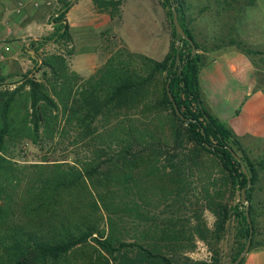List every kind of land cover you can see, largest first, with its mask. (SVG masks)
Here are the masks:
<instances>
[{"label": "trees", "instance_id": "obj_1", "mask_svg": "<svg viewBox=\"0 0 264 264\" xmlns=\"http://www.w3.org/2000/svg\"><path fill=\"white\" fill-rule=\"evenodd\" d=\"M93 2L99 12L116 13L122 0ZM161 2L174 39L163 61L122 49L85 79L70 69L66 55L53 54L41 60L49 72L42 80L26 76L14 87H0V264H178L170 257L181 256L184 264H220L214 248L232 217L245 240L236 261L250 233L241 204L248 182L242 165L251 179L250 251L255 246L253 192L263 166L234 158L233 152L246 154V137L205 108L201 46L183 22L181 0ZM173 2L195 55L176 34ZM71 6L53 20L50 42L61 31L70 40L65 17ZM237 45L249 57L259 54ZM26 143L41 151L68 143L76 152L71 159L19 161L11 152ZM197 242L210 247V261L188 257Z\"/></svg>", "mask_w": 264, "mask_h": 264}, {"label": "crops", "instance_id": "obj_2", "mask_svg": "<svg viewBox=\"0 0 264 264\" xmlns=\"http://www.w3.org/2000/svg\"><path fill=\"white\" fill-rule=\"evenodd\" d=\"M74 1L65 17L72 38L87 42L92 31L99 40L102 36L106 38L108 33L111 34L108 42L112 41L116 49L123 48L156 61H163L170 52L173 33L161 0H122L118 12L113 15L106 10L99 12L93 0ZM56 2L58 4L60 0H0L2 76L7 75L3 62L8 56L6 49L10 50V45L5 42L18 33L14 23L23 24L19 28L21 34L41 35L42 12L46 13ZM185 2L181 0L183 22L200 44L204 55L199 91L205 108L238 137H248L264 144V69L259 68L254 59L239 50L236 44L218 45L213 34L209 41L199 42L189 27L191 20L210 23L216 20H211V12H203L204 9L209 11L206 7L201 6L196 13L189 12ZM236 9L239 36L245 44L258 50L264 45V17L260 16V11L256 14V9L251 11L243 1ZM214 15L218 16L217 13ZM110 51L107 44L103 50L91 52L85 48L75 52L69 56L71 70L87 79L113 55ZM260 51L257 52L262 54ZM243 264H264V247L254 246Z\"/></svg>", "mask_w": 264, "mask_h": 264}, {"label": "rangeland", "instance_id": "obj_3", "mask_svg": "<svg viewBox=\"0 0 264 264\" xmlns=\"http://www.w3.org/2000/svg\"><path fill=\"white\" fill-rule=\"evenodd\" d=\"M186 5L189 7V12H198L199 8L202 6L206 7L209 11L203 10V12H211V20L215 22H205L206 20L194 21L191 20L189 27L192 29L196 38L199 42L206 39L209 41L211 35L217 38V44L221 46H226L232 41L235 43L242 42L241 37L238 32V25L236 20L238 18L236 3L238 0H184ZM240 4L243 3L249 5L252 9H256V14L260 11V16L264 17V0H254V4L250 5V0H239ZM74 0H60L57 4L54 3L48 11L42 12L41 17L44 20L40 24V30L43 32L41 35L28 36V34H21L19 28L21 23H14L15 29L17 30V35L13 36L14 38L8 40L10 45V50L8 51L7 60L4 61L3 65L5 66L4 71L7 75L2 76L3 70L0 72V87L2 89L14 87L22 82L26 76L29 78H36L38 80L43 79V73L48 72L47 69H41V60L46 59L49 55L53 54H62L66 55L69 67L70 66V55L75 52H80L82 49L88 48L89 51H96L102 49L108 44L109 49L111 48L112 54H115L117 51L122 50L123 48L116 49V46L111 42H108L111 34L107 33V37L99 40L96 37V34L92 31L90 33V40H81L80 38H72L70 34L69 39H62V31L57 34V41H49L52 34H54L55 25L53 20L58 16L60 11H64L65 4H72ZM201 7V8H202ZM110 11V10H108ZM115 14V11L111 10L110 14ZM193 13L191 15H193ZM218 14L216 17L214 14ZM16 19V18H15ZM169 19V17H168ZM257 20V19H256ZM170 23V19L168 20ZM193 22V23H192ZM261 26L263 23H260ZM256 26V24H251ZM23 26V24L21 25ZM170 28L172 29L171 23ZM250 32H253L250 28ZM78 37V36H77ZM54 40V38H53ZM216 43V42H215ZM236 44V46H238ZM258 49V48H257ZM261 50V51H260ZM257 51L262 52V54H255L252 56L255 64L264 69V45L259 47ZM49 73V72H48ZM242 148L245 150L246 154H243L239 151L238 155L240 158L247 156L252 162L260 164L263 166V170H260V178L257 185L254 188L253 198L255 202L254 210V219H255V228L256 235L254 237L255 246L264 247V144L258 141H254L248 137L241 140ZM57 150V152H55ZM76 152V147L69 146L68 143L65 146L49 149L46 147L44 151H41L38 147L34 146L31 143H26L23 148H18L17 150L12 151V156L19 161H28V162H37L42 160L44 157L48 159H63L67 157L71 159L74 157ZM228 199V196H227ZM240 200V197H237ZM194 202V199L190 197L187 200V203ZM187 205V209H189ZM245 207V206H244ZM165 208L162 207L160 210H156V213L164 211ZM245 210V209H244ZM190 212V209L188 210ZM187 211V212H188ZM183 214V213H182ZM209 226L213 225L214 217L208 211L204 214ZM239 221L236 217H232L228 222L226 231L223 239L219 244L214 248L219 255L221 261L220 264H233L232 261L236 251L239 248V243H244L245 240L239 238ZM189 258L193 261H210L213 252H211L210 247L203 242H197L196 249L194 252L187 254ZM178 261V264L187 263L185 256L181 257H170ZM177 264V263H176Z\"/></svg>", "mask_w": 264, "mask_h": 264}, {"label": "water", "instance_id": "obj_4", "mask_svg": "<svg viewBox=\"0 0 264 264\" xmlns=\"http://www.w3.org/2000/svg\"><path fill=\"white\" fill-rule=\"evenodd\" d=\"M171 9H172V13H173L172 21H173V25H174L176 34L178 35V37H180L183 40L187 41L191 45V47H192V55H195L197 53V47H196L194 41L187 36V34L185 33L183 27L181 26V23L179 21V15H178V12H177V4L173 2ZM168 95H169L170 100L174 104L175 111H176L177 115L182 120H185V117L182 115L181 111L178 109V107H177V105L175 103V100H174V98H173V96L171 94V91H170L169 87H168ZM233 155H234V158L239 163L242 164L241 158L235 152H233ZM242 170H243V173L247 175L248 182H247V186L241 190V204H243L245 206L247 223H248V225L250 227V233H249V237H248L247 243H246V245L244 247V250L241 252V254L236 259V261L233 262V264H239L245 258V256L249 253L251 245H252V239H253V233H254L253 224H252V221H251L250 211H249V201H248V198H247V190L251 186V179H250L248 170H247V168L244 165H242Z\"/></svg>", "mask_w": 264, "mask_h": 264}]
</instances>
